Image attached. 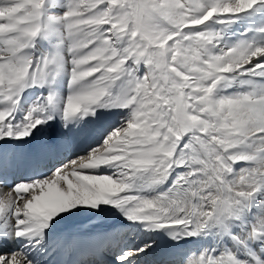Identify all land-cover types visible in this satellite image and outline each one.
Instances as JSON below:
<instances>
[{"label":"snow or ice","instance_id":"1","mask_svg":"<svg viewBox=\"0 0 264 264\" xmlns=\"http://www.w3.org/2000/svg\"><path fill=\"white\" fill-rule=\"evenodd\" d=\"M153 234L264 264V0H0V264Z\"/></svg>","mask_w":264,"mask_h":264},{"label":"bare ground","instance_id":"2","mask_svg":"<svg viewBox=\"0 0 264 264\" xmlns=\"http://www.w3.org/2000/svg\"><path fill=\"white\" fill-rule=\"evenodd\" d=\"M109 219H116V218H109ZM86 224L88 223L87 221L85 222ZM92 223H95V221H93ZM123 223L127 224L126 221H124ZM130 228H122L120 229V231H123L122 233H126ZM135 229V228H134ZM135 236V239L137 242H143L147 239H149V235L146 234V233H143V232H140L138 229H135L133 230L126 238L128 237H131V236ZM151 238H154V239H160L161 240V243H162V246L164 247H167L168 249H170L169 247H171V242H168L167 241V237H164L162 236V234H153V236ZM185 248H195L196 247V244L192 243V242H187L185 244H183ZM170 250H173V249H170ZM176 252H178L177 250H175ZM179 255V254H178ZM180 257H178L177 259H173L174 261H178ZM162 264V262L160 263Z\"/></svg>","mask_w":264,"mask_h":264},{"label":"rangeland","instance_id":"3","mask_svg":"<svg viewBox=\"0 0 264 264\" xmlns=\"http://www.w3.org/2000/svg\"><path fill=\"white\" fill-rule=\"evenodd\" d=\"M126 238V237H125Z\"/></svg>","mask_w":264,"mask_h":264}]
</instances>
